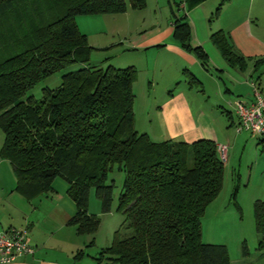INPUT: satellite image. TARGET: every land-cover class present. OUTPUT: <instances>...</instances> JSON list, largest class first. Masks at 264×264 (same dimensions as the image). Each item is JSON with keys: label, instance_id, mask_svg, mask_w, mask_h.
Segmentation results:
<instances>
[{"label": "trees", "instance_id": "1", "mask_svg": "<svg viewBox=\"0 0 264 264\" xmlns=\"http://www.w3.org/2000/svg\"><path fill=\"white\" fill-rule=\"evenodd\" d=\"M203 1L170 0V8L174 38L205 61L204 50L190 45L186 18ZM144 6L147 0H0V46L8 53L0 57V156L11 161L16 191L28 200L53 191L57 176L65 179L77 205L68 223L82 235H94L100 224L89 212L90 189L103 212H110L114 183L105 182L107 174L115 165L124 171L117 209L133 232L120 237L117 231L95 264H232L227 245L201 237L205 209L224 186L218 143L153 141L139 133L132 86L138 69L89 62L92 45L76 16ZM211 40L231 65L245 66L222 29ZM78 62L82 66L62 74L60 85L45 86L40 99L27 96L41 79ZM262 64L263 57L255 67ZM252 209L257 247L264 250V198L254 200Z\"/></svg>", "mask_w": 264, "mask_h": 264}, {"label": "crops", "instance_id": "2", "mask_svg": "<svg viewBox=\"0 0 264 264\" xmlns=\"http://www.w3.org/2000/svg\"><path fill=\"white\" fill-rule=\"evenodd\" d=\"M221 2L223 0H204L187 12L192 33L190 45L204 50L205 61L174 38L170 0H147V6L140 10L128 7L123 13L76 16L80 29L82 24L86 26V30H81L89 44L97 49H115L116 62L108 57L105 59L110 65L122 68L135 65L138 69L137 80L132 86L136 96H143L142 100L134 96V125H147L145 132L154 141L171 138L190 143L199 138H212L218 144L225 141L218 132V118L214 120L207 109L191 101L186 84L191 86L193 77L197 78L194 81L204 84L199 71L208 72L212 77L216 86L214 95L219 102L217 107L226 105L228 119L234 114L237 120L239 118L233 107L237 98L254 100L253 82L258 83L264 95V65L255 67L257 60L264 58V0ZM219 4L221 8L216 12ZM142 10L155 17L145 22ZM218 29L228 35L230 44L245 57L243 68L231 65L212 43L211 35ZM93 36L99 37L98 45L91 42ZM211 52L217 53L216 60L212 59L215 72L210 68ZM256 137L257 158L261 159L264 134ZM3 139L0 129V150ZM15 177L11 161L0 156V232L11 226L26 228L28 242L35 246L32 255H23L9 264H95L96 256L87 252L91 246L89 241H95L94 237L91 238L90 233L79 234L76 225L68 223L77 212L75 199L67 191L69 183L57 176L53 191L28 200L16 191ZM102 248L105 247L101 246L100 250ZM79 251L82 252L80 256L77 255Z\"/></svg>", "mask_w": 264, "mask_h": 264}, {"label": "rangeland", "instance_id": "3", "mask_svg": "<svg viewBox=\"0 0 264 264\" xmlns=\"http://www.w3.org/2000/svg\"><path fill=\"white\" fill-rule=\"evenodd\" d=\"M142 11L141 13L145 15V22L147 23L150 18L155 17L150 12L146 13L144 10ZM81 29L83 31L86 30V26L82 24ZM91 40L96 45L100 43L99 37L93 36ZM213 48H215V52H219L216 47ZM4 49L3 46H0V57L1 54L8 55ZM113 51H115L113 47L97 49L92 46L91 60L89 62L97 64L99 67L108 66L109 62L105 60L107 57L115 62L116 58H118L114 56ZM211 53L210 68L215 72L216 69L212 64V59L216 60L215 55L217 53ZM80 66H82V63L78 62L62 70H57L47 76V78L41 79L35 87L28 89L27 96L33 94L34 97L40 99L43 96V88L45 86L53 88L60 85L62 83V74L70 70L74 71ZM199 74L204 84L194 81L190 86L185 83L187 89L191 92V101L194 105L200 104L202 108L207 109L212 117H214V120L218 118L220 121L218 132L222 136V139L225 138V141H222V143L228 146V156L227 160H225L224 169V186L220 195L215 197L216 199L205 209L206 212L201 221V237L206 243L214 242L227 245L232 264H255L261 261L264 263V253L262 254L264 250H260L257 247L259 237L256 234L257 229L252 209L254 200L264 198V154L261 156V159L257 158L259 156L257 148L258 138L253 133L238 131L236 114H234L233 118L228 119L226 105L217 107L219 102L216 101L218 98L214 95L216 93V86L210 74L208 72L205 73V71H199ZM142 96V94H138L136 96L137 100H142ZM146 126L136 127L137 131L145 133V129L148 128ZM252 161L255 162V165ZM257 162L259 164H256ZM123 181L124 171L120 170L118 165H115L107 174L105 181L107 184L114 183L112 209L106 213L103 212L102 203H100V198L97 196L94 188L90 189V200H88L89 212L100 219L97 232L94 235H90L91 238L94 237L96 243L87 248V252L92 257L99 255L98 252L101 246L107 247L111 245L117 231H119L120 237L129 236L133 232L127 226L126 214L117 209ZM245 252L248 253L245 254Z\"/></svg>", "mask_w": 264, "mask_h": 264}, {"label": "built area", "instance_id": "4", "mask_svg": "<svg viewBox=\"0 0 264 264\" xmlns=\"http://www.w3.org/2000/svg\"><path fill=\"white\" fill-rule=\"evenodd\" d=\"M254 100L244 101L237 98L233 107L238 115V130H248L254 136L264 134V95L257 82H253ZM220 159L227 160L228 146L225 143L216 144ZM35 246L28 242V231L26 228L9 227L0 232V264H9L17 261L23 255H32Z\"/></svg>", "mask_w": 264, "mask_h": 264}]
</instances>
